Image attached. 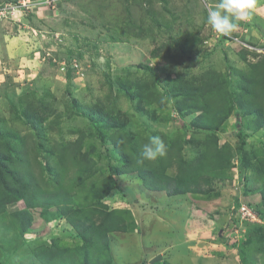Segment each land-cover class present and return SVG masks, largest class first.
I'll list each match as a JSON object with an SVG mask.
<instances>
[{
  "label": "rangeland",
  "instance_id": "1",
  "mask_svg": "<svg viewBox=\"0 0 264 264\" xmlns=\"http://www.w3.org/2000/svg\"><path fill=\"white\" fill-rule=\"evenodd\" d=\"M216 3L0 0V147L20 157L44 188L54 161L66 187L79 167L72 155L92 161L91 176L73 183L75 205L128 209L136 220L133 231L110 234L115 264H264V231L253 232L254 224L264 228L263 181H254L249 170L240 173L238 165L245 151L264 157V127L256 129V113L244 109H264V0L229 37L207 24L208 8ZM212 71L219 72L228 98L250 83L255 95L217 129L200 125L201 111L184 108V94L198 92ZM219 100L210 101L212 107L228 105ZM155 135L174 144L175 153L185 142L187 156L206 136L217 135L218 146L232 154L231 167L213 179L210 193H151L137 171L113 175L104 192L106 178L121 163L118 149L135 153ZM66 147L71 150L60 160ZM243 203L261 223L234 220ZM26 208L24 201L7 205L0 264H33L18 251L24 243L82 244L56 206L29 208L33 223L22 236L9 218Z\"/></svg>",
  "mask_w": 264,
  "mask_h": 264
},
{
  "label": "trees",
  "instance_id": "2",
  "mask_svg": "<svg viewBox=\"0 0 264 264\" xmlns=\"http://www.w3.org/2000/svg\"><path fill=\"white\" fill-rule=\"evenodd\" d=\"M248 80V77H244L242 83L246 84ZM250 84L239 87L240 92L234 89L231 98H228L219 72L212 71L211 75L200 84L198 92L184 94L187 105L184 108H189L190 112L201 111V114L197 116L200 125L217 129L232 112L239 114L241 108L245 107V103L254 99V89L249 87ZM219 97H221L220 100ZM212 100H219L221 104L224 102L228 105L222 104L220 108L212 107L210 103ZM244 109L246 112L256 113V129L264 127V109H252V111L247 107ZM217 139V135L206 136L200 141L198 150L191 156L182 152L185 142L175 153V145L166 140L167 155L158 157L155 161L141 162L142 157L137 149H134L135 153L130 152L131 154L118 149L121 153V163L113 168V173L106 178L104 192L113 186V175L137 171L143 185L151 193L166 191L170 197L188 193H210L213 179L231 167L232 154L227 147L218 146ZM243 145H245L244 141ZM3 149L4 147H0V226L6 222L2 217L9 215L7 205L10 203L18 201L26 203V209L10 213L9 218L10 223L19 228L22 236L33 223V215L29 208L56 206L69 219L82 241L81 245L73 248L62 247L56 242L34 245L24 243L18 251L27 254L33 264H115L111 254L110 234L133 231L136 228V220L128 209L109 210L101 205H93L92 202L89 203L91 207L75 205L73 183L83 184L91 176L89 164L93 165L92 161L79 159L77 153L72 155L74 163L79 167L69 187L64 185V172L55 167L57 160L54 161V164H50L51 177L46 181V188H44L38 177L25 168L20 157L9 156ZM70 150V147L61 149L59 159L61 160ZM245 154L248 155L247 158ZM133 155L135 157H132ZM238 165L241 169L240 173H243L244 169L249 170L255 177L254 181H263L260 194L261 203L264 205V157L245 151ZM171 167L176 168L174 174L169 171ZM135 199L133 195L131 201ZM262 225H253L254 234L264 231ZM252 239L253 237L248 238L244 245L251 243ZM154 264L173 263L165 259L162 263Z\"/></svg>",
  "mask_w": 264,
  "mask_h": 264
},
{
  "label": "clouds",
  "instance_id": "3",
  "mask_svg": "<svg viewBox=\"0 0 264 264\" xmlns=\"http://www.w3.org/2000/svg\"><path fill=\"white\" fill-rule=\"evenodd\" d=\"M257 0H217L207 11V24L211 29L225 37L232 35L239 27V22L250 21L256 8ZM142 161H155L167 155V145L159 135L150 137L141 147Z\"/></svg>",
  "mask_w": 264,
  "mask_h": 264
},
{
  "label": "built area",
  "instance_id": "4",
  "mask_svg": "<svg viewBox=\"0 0 264 264\" xmlns=\"http://www.w3.org/2000/svg\"><path fill=\"white\" fill-rule=\"evenodd\" d=\"M237 213V214H236ZM236 213L233 215L234 220H237L239 223L242 222H257L261 223L262 219H260L258 212L252 208L249 204H239L237 206Z\"/></svg>",
  "mask_w": 264,
  "mask_h": 264
},
{
  "label": "crops",
  "instance_id": "5",
  "mask_svg": "<svg viewBox=\"0 0 264 264\" xmlns=\"http://www.w3.org/2000/svg\"><path fill=\"white\" fill-rule=\"evenodd\" d=\"M192 239H188V240H185V243H186V245H187V247L189 248V249H192L191 247V244H190V241H191Z\"/></svg>",
  "mask_w": 264,
  "mask_h": 264
}]
</instances>
